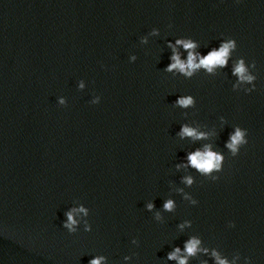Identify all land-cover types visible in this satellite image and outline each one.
I'll use <instances>...</instances> for the list:
<instances>
[{
    "label": "clouds",
    "instance_id": "1",
    "mask_svg": "<svg viewBox=\"0 0 264 264\" xmlns=\"http://www.w3.org/2000/svg\"><path fill=\"white\" fill-rule=\"evenodd\" d=\"M150 35L156 36L159 35V29L153 28ZM142 43H147V37H143L141 40ZM168 47L172 49L171 63L165 69L167 73H176L181 74L186 79H191L195 73L200 69H204L208 74H214L217 67L227 66L228 60L230 58L231 52L237 49V42L235 39H230L227 42H222L219 49H213L209 51L206 55H201L196 52L195 49L198 47L197 42L190 38H181L175 41V44L171 42L168 43ZM182 47L187 52V59H181V53L178 50ZM133 61L136 60V56H132ZM252 69L256 68V62H251ZM233 75L237 76L239 81L252 83L257 79L256 75L248 73V68L245 66V59L243 57L239 58L234 65ZM79 87L82 89L84 87L83 81L80 82ZM235 87V86H234ZM256 85L253 84V87L246 89V92L255 91ZM100 102V97L96 96L91 103L98 104ZM60 105H66L65 99L61 98L59 100ZM196 100L192 95L181 96L176 101V106L181 108H194ZM186 115V113H185ZM223 119V117H221ZM247 129H241V127H236L233 134L230 135L229 142L226 143V147L231 151L233 157H236L239 153L240 147L248 144V140L245 138ZM181 139L183 138H192L193 140H204L208 138L209 133L204 131H199L197 127L189 126L184 124L181 126V131L178 133ZM187 162L184 164H177V169L184 167H192L197 170L198 173L202 175H210L213 171H222V161L223 156L211 149V145H204L203 149H196L195 151L189 152L187 155ZM219 177L213 176L212 180H217ZM183 182L191 186L194 183L192 176H185ZM178 191L183 192V189ZM184 199L191 200L193 205H196L198 202L195 199H192L187 194L184 195ZM153 203L147 204V209L152 211L154 208ZM176 208V204L172 199L166 200L163 205V209L167 212H172ZM80 213H83L85 217L88 216L89 211L83 206L78 208H72L70 211L66 212L67 217L64 227L69 230V233H76L77 225L79 221L76 219V216ZM156 219H161L160 213H156ZM192 222L186 220L179 227L181 230L185 226H191ZM234 226V225H233ZM84 231L91 232V224L85 220L84 221ZM133 243H137L134 239ZM198 253H208V248L201 247V239L196 236L190 237L184 244L183 250L179 247L174 248L170 253H168V260L176 261L177 264H189L190 258L197 257ZM211 255L215 258L216 264H228L226 259H222L220 255L213 250ZM125 260L130 259L129 256L124 257ZM106 257L103 255L96 256L89 261V264H104Z\"/></svg>",
    "mask_w": 264,
    "mask_h": 264
}]
</instances>
